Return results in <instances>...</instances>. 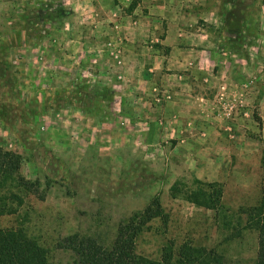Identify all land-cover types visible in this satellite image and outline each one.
Returning a JSON list of instances; mask_svg holds the SVG:
<instances>
[{
  "label": "rangeland",
  "instance_id": "obj_1",
  "mask_svg": "<svg viewBox=\"0 0 264 264\" xmlns=\"http://www.w3.org/2000/svg\"><path fill=\"white\" fill-rule=\"evenodd\" d=\"M250 1L255 15L246 16V23L254 21L241 31L226 32L231 43L227 55L234 58L237 53L246 59L240 63L242 69L233 63L226 70L233 67L247 76L244 68H250L255 76L248 79L256 78L264 86V0ZM127 3H118L119 19L114 22L107 21L99 9L91 12L89 0H0V147L20 154L22 175L40 180L41 190H46L44 200L16 190L19 199L2 201L0 228L25 229L48 250L49 264H76L74 253L59 246L63 239L78 234L109 247L120 223L159 195L170 219L167 226L159 220L151 223L138 239L139 255L160 261L167 249L176 254L188 244L217 251L224 264H253L258 237L245 227L244 211L261 198L264 131L259 111L252 107L257 130L246 128L249 132L240 133L248 136L247 141L237 143L233 137L236 142H221V9L208 21L191 18L185 25L189 31L202 29L208 34L216 53L213 62L180 71H195L197 75H191L195 90L211 100H197L200 111L189 113L196 116L194 121L212 127V134L195 132L190 145L171 138L175 125L186 132L195 129L193 120L185 122V112L169 117L167 111H156L161 131L157 128L158 134L152 136L149 127L143 140L123 119L121 105L115 103L113 108L115 98L121 102L120 93L112 90L124 82L125 43L133 37L128 34L131 25L122 21L134 5ZM164 24L155 44L167 54L170 48L160 43L168 29ZM139 37L143 47L153 44L151 36ZM97 54L110 58V77L92 76ZM77 55L85 56L87 66L79 68ZM93 88L100 93L92 94ZM235 93L227 102L239 99L242 107L244 98ZM153 94L160 106L174 99L162 88ZM261 99L264 96L259 95ZM239 111L226 109L224 120L234 122ZM195 179L224 186L222 213L171 196L173 184L192 186Z\"/></svg>",
  "mask_w": 264,
  "mask_h": 264
},
{
  "label": "crops",
  "instance_id": "obj_2",
  "mask_svg": "<svg viewBox=\"0 0 264 264\" xmlns=\"http://www.w3.org/2000/svg\"><path fill=\"white\" fill-rule=\"evenodd\" d=\"M89 1H91V7H93L91 12L96 13L95 11L99 9V13L105 15L107 21L116 22L119 19L115 14L118 3L121 0ZM94 1H100V5L98 4L97 6L94 4ZM132 1L134 4L132 10L129 12L127 11L126 16L122 20L131 25L128 27V34L133 35V37L129 36V42L125 43L127 52H125L126 57L124 58V64L126 65L125 72L123 73L124 82L121 83V87L115 88L113 86L115 90H112L113 92L117 91V94L120 93V96L117 97L121 100L120 102L115 98V102L114 100L112 102L113 108L115 103L121 105V109L125 111L123 119L133 127L130 128V130L135 131L137 129L136 134L143 140L147 138L148 133L145 132L149 127L153 133L152 136L157 135V128L159 129L157 121L160 120V117L159 112L157 113L156 111L165 113L167 111L169 117L176 114V112H185L187 114L184 116L186 119L185 122L193 120L192 122H194L195 126L193 132H186L185 127L175 125L172 130L171 138L183 139L185 144L192 145L191 143L194 141L195 132L200 133L202 130H205L206 133L212 132V127H209L206 122L202 123L200 120L198 121L196 119L194 121L196 117L194 114L200 111L197 108L200 105L197 100L202 98L205 99L206 97L197 93V90L194 88L195 84L193 83L191 75H197V73L192 70L187 73L180 71L189 70V66L195 67L197 64L201 65L214 61L216 53L213 51L215 48L211 45L209 35H206L200 28L201 32H199L200 30L193 32L189 31L185 25L191 18L193 21L196 19L208 21L210 15H214L219 8L221 9L222 16L221 65L224 69L221 70V96L223 97V101L221 102L224 107L222 109L223 116L221 115L223 117V120L221 119V142L230 143V141H235L232 139L233 137H237V143H239V140L247 141L248 136L240 133L249 132L246 128L249 130L252 128L253 131L257 130L258 122L253 118L252 107H254V110L257 108V111H259L264 131V101L262 99L259 101V95L264 96L263 84L261 83L258 85L256 78L248 79L253 74L250 68H244V71L247 72V76H245L246 74L243 75V73L240 74L233 67L226 70V65L229 67L233 63L237 65L236 67L238 70L242 69L240 68V63H243V60L246 59L236 55L237 53H234V58L227 55V45H231V43H227L226 41V37L228 36L226 32L241 31L243 27L248 28L250 23L254 21L250 20L249 23H246V16L253 15L254 17L255 15V10L253 11L254 6L250 0H247V4L245 2L243 3L245 0H128L126 5H130ZM163 24L164 27L167 25L168 29L165 32V39L160 43L170 48L167 54L163 53L155 44L159 42L158 38ZM100 25L96 27H100ZM139 35L151 36V43L153 44L143 47ZM88 41L91 42V39ZM235 42L236 41H234L232 45L234 50L236 49L235 47H237V43ZM78 43L81 44V42ZM77 57L79 61H82L81 63L78 61L79 68L82 67V65L87 66V62L82 60V57L85 59L84 55L75 56V58ZM92 60L91 58L90 61ZM94 60H97V65L93 68L94 72H92V76L99 77L104 74L110 77V67L108 66L111 61L110 58L97 54L94 56ZM165 70L167 72H165ZM169 71L175 73L170 74L168 73ZM253 76H255V74H253ZM262 77L264 80V75ZM116 83L117 82H113L114 85ZM232 85L233 88H231ZM158 88L166 89L167 94L173 95V101L168 104L164 103L161 106L158 105L155 102L153 94V91H157ZM245 91L248 94H246ZM232 92H236V95L244 99L242 107L238 104L240 100H235L233 104L235 106L234 109L237 108L241 112L239 111L240 113L235 117L234 122L230 123L224 119H226V108L229 106L227 103L228 96ZM99 93V90L92 89V94L97 95ZM205 100L207 103L211 101L207 97ZM259 103L261 104L259 105ZM136 111L141 114H138ZM190 111L194 112V114H190ZM131 120L136 123H131ZM106 126L111 130L115 129L114 124L109 123ZM243 127L245 130H243ZM159 131L161 130L159 129ZM202 133L206 134L205 132Z\"/></svg>",
  "mask_w": 264,
  "mask_h": 264
},
{
  "label": "trees",
  "instance_id": "obj_3",
  "mask_svg": "<svg viewBox=\"0 0 264 264\" xmlns=\"http://www.w3.org/2000/svg\"><path fill=\"white\" fill-rule=\"evenodd\" d=\"M23 162L20 154L0 147V204L9 197L19 199L16 190L45 199L46 190H41L40 180H29L22 175ZM170 193L173 198L181 197L198 208L218 214L224 210V186L217 182L195 179L192 186L176 182ZM4 207L0 206L1 214ZM244 212L247 215L245 227L257 232L258 237V252L253 264H264V186L257 205ZM169 219L161 197L156 195L142 211L120 223L109 247L78 234L66 237L59 246L74 253L76 264H224V256L217 251L188 244L181 246L176 254L167 249L160 261L139 255L137 242L141 235L150 229L153 221L159 220L167 226ZM0 264H49V252L23 228H0Z\"/></svg>",
  "mask_w": 264,
  "mask_h": 264
},
{
  "label": "built area",
  "instance_id": "obj_4",
  "mask_svg": "<svg viewBox=\"0 0 264 264\" xmlns=\"http://www.w3.org/2000/svg\"><path fill=\"white\" fill-rule=\"evenodd\" d=\"M221 101H223V97L221 96ZM228 103V102H227ZM221 105H222V102H221ZM232 108L234 109L235 108V106L233 105V104H229V106L226 108V109H228V110H232Z\"/></svg>",
  "mask_w": 264,
  "mask_h": 264
}]
</instances>
